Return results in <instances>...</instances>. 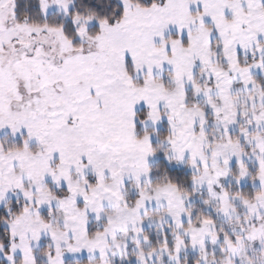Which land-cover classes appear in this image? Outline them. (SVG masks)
<instances>
[{"label": "snow or ice", "instance_id": "obj_1", "mask_svg": "<svg viewBox=\"0 0 264 264\" xmlns=\"http://www.w3.org/2000/svg\"><path fill=\"white\" fill-rule=\"evenodd\" d=\"M0 264H264V0H0Z\"/></svg>", "mask_w": 264, "mask_h": 264}]
</instances>
